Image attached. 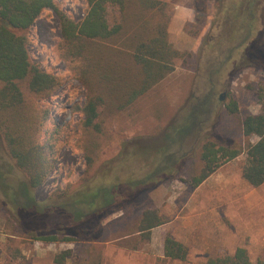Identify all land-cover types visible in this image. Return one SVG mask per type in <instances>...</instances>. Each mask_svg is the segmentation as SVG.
Returning a JSON list of instances; mask_svg holds the SVG:
<instances>
[{
	"label": "trees",
	"instance_id": "1",
	"mask_svg": "<svg viewBox=\"0 0 264 264\" xmlns=\"http://www.w3.org/2000/svg\"><path fill=\"white\" fill-rule=\"evenodd\" d=\"M86 1L85 16L72 21L56 0H0V153L10 160L8 163L0 158V194L8 193L15 209L7 219L12 235L47 243L100 241L99 229L106 218L125 213L144 195L168 182L178 180L196 189L244 153L243 178L253 188L263 186L264 102L262 111L253 114L242 111L233 96L222 102L218 94L229 86V81L221 80L229 64L264 70V0H215L217 13L203 40V61H199L204 80L196 87H203L205 82L207 88L192 93L183 124L174 119L156 151L137 154L143 164L138 170L115 173V160L98 164L93 152L96 145L88 148L85 175L79 183L53 193L46 203L36 200V191L52 174L60 154L59 138L55 137H59L58 126L45 138L49 131L43 130L49 115L38 103L53 97L62 82L35 64L28 50L30 31L46 9L58 15L61 56L86 90L85 103L78 107L84 115L81 129L96 136L104 132V111H127L171 75L177 61L186 55L170 41L171 16L165 3ZM196 1L192 0L190 6L195 7ZM202 3L199 8L205 12L206 3ZM112 7L118 8L121 18L113 25L109 19ZM220 108L222 125L216 120ZM227 118H235L236 129L243 137L240 141L223 144V136L231 129L224 124ZM212 120L215 122L209 124ZM252 137L258 141L251 142ZM158 156L157 165L152 166L151 160ZM116 158L126 163L123 152ZM13 169L21 178L13 175ZM37 217H41L39 221ZM166 222L158 209H142L129 219L128 233L116 241L121 247L140 250L143 242L151 241L152 231ZM40 228L55 231L36 236ZM188 255L183 243L166 235V259L184 262ZM71 256L72 251H64L54 261L64 264ZM206 264L253 262L248 250L238 247L233 254L210 258ZM258 264H264V260L259 259Z\"/></svg>",
	"mask_w": 264,
	"mask_h": 264
},
{
	"label": "rangeland",
	"instance_id": "2",
	"mask_svg": "<svg viewBox=\"0 0 264 264\" xmlns=\"http://www.w3.org/2000/svg\"><path fill=\"white\" fill-rule=\"evenodd\" d=\"M159 1L167 5L166 13L171 16V21L178 5L192 4V0ZM202 1L206 3L205 12L199 8L203 5ZM56 2L72 21L81 20L88 9L86 0ZM215 2L196 1L195 7L193 6L196 10L195 20L185 27L178 20L173 22L174 34L171 36L169 33L170 41L172 42L173 38L176 43H172L176 49L186 55L177 61L175 71L171 75L127 111L117 114L104 111L101 116L104 132L99 136L81 129L84 115L78 107L85 103L86 90L61 56L58 15L51 9L42 13L30 31L28 50L33 62L43 71L57 77L62 82V87L53 97L38 103L41 109L48 110L49 118L43 132H49L45 138L54 134L58 126L59 137H55L59 138L60 143V154L55 169L35 193L39 203H46L53 193L79 183L85 175V152L88 148L96 145L93 152L98 164L115 160V173L119 174L122 169L138 170L143 164L137 154L142 150L156 151L164 143L166 128L174 119H177L179 125L183 124L184 113L191 106L189 100L192 93L197 89L202 88L203 91L207 88L204 82L203 87L196 89L197 83L204 80V69L202 67L203 71L199 70V61H203V40L210 31L212 17L217 13ZM109 19L112 25L121 21L118 8L109 9ZM191 55L194 57L191 58ZM221 80L226 83L229 81L228 88L218 94L219 97L223 96L222 102L233 96L242 111H250L253 114L262 111L263 69H240L235 64H229L221 75ZM222 110L223 108L218 110L219 118L216 119H219L220 125ZM224 120V124L231 129L223 136V144L243 139L236 129L235 118ZM214 122L212 120L209 124ZM255 138L252 137L251 142L255 141ZM120 152L125 155L126 163L116 158ZM1 157L10 163L6 154L3 157L0 153ZM158 158L159 156L151 160L152 166L157 165ZM245 162L244 153L223 165L211 176L200 195L194 198L192 193L195 189L181 181L175 180L161 185L140 198L138 203L125 213L118 212L106 218L99 229L98 237L102 239L98 238L100 241L96 242L47 243L12 235L7 219L12 217L15 209L10 195L1 192L0 264H56L55 257L68 250L72 251V256L64 264H206L210 258L233 254L238 247H245L253 264H258L259 259L264 260V186L251 194L247 200L244 199V194L249 190L244 185L242 175ZM12 171L13 175L21 178L16 169ZM235 188H238V195L239 191H242L243 195L234 197ZM145 208L158 209L167 221L162 226L165 227L155 229L151 241L143 242L140 250L133 251L121 247L116 239L128 233L129 219ZM40 218L35 220L39 221ZM43 226L45 227V224ZM42 228L35 233L36 236L55 231ZM167 234H171L188 248L186 261L165 258L164 240Z\"/></svg>",
	"mask_w": 264,
	"mask_h": 264
},
{
	"label": "crops",
	"instance_id": "3",
	"mask_svg": "<svg viewBox=\"0 0 264 264\" xmlns=\"http://www.w3.org/2000/svg\"><path fill=\"white\" fill-rule=\"evenodd\" d=\"M196 14V10L194 9V7L192 6H182V5H178L176 7V11L174 13V16L172 17V21L170 23V26H169V33L171 36H173L174 34V31H173V22L175 20H178L181 25L183 27H185L186 24H189L190 22H194V16ZM172 42L176 43L175 40L173 41V38H171ZM256 140L255 141H252L253 143L254 142H257L258 141V138L256 137L255 138ZM211 178V177H210ZM210 178L208 180H206L202 185H200L198 188H196L193 193H192V197H196L198 195H200V192L202 190V188L209 182ZM229 184V183H228ZM233 184V183H232ZM244 185L246 186V188H248L249 190H247V192L244 194V199L247 200L249 197H251L252 195L251 194H254L255 192H257V190L259 188H262L263 186L259 187V188H253L249 185V183L244 179ZM215 188V187H214ZM238 188H235L234 189V197H238V196H242V191H239V195H238ZM189 204V203H188ZM186 223V221H185ZM186 226H188V224L186 223ZM165 227V226H164ZM164 227H159V228H156V230L158 229H161V228H164ZM155 229L152 231L154 232Z\"/></svg>",
	"mask_w": 264,
	"mask_h": 264
},
{
	"label": "water",
	"instance_id": "4",
	"mask_svg": "<svg viewBox=\"0 0 264 264\" xmlns=\"http://www.w3.org/2000/svg\"><path fill=\"white\" fill-rule=\"evenodd\" d=\"M220 99L222 100L223 99V96H221Z\"/></svg>",
	"mask_w": 264,
	"mask_h": 264
}]
</instances>
